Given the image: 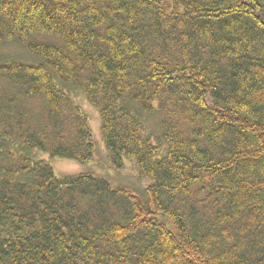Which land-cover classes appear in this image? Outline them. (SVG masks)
Wrapping results in <instances>:
<instances>
[{
  "label": "trees",
  "instance_id": "trees-1",
  "mask_svg": "<svg viewBox=\"0 0 264 264\" xmlns=\"http://www.w3.org/2000/svg\"><path fill=\"white\" fill-rule=\"evenodd\" d=\"M0 84V264H264V0H0Z\"/></svg>",
  "mask_w": 264,
  "mask_h": 264
},
{
  "label": "rangeland",
  "instance_id": "rangeland-1",
  "mask_svg": "<svg viewBox=\"0 0 264 264\" xmlns=\"http://www.w3.org/2000/svg\"><path fill=\"white\" fill-rule=\"evenodd\" d=\"M17 45L12 44L11 46H8L5 48V50L1 49V52L4 53L6 56H13L12 54H18V56H26L28 53L21 52L20 53V47H16ZM19 49V50H18ZM15 50H18V52H15ZM7 88V92H9V88L7 86L0 84V92ZM76 101L81 105L83 110L87 113L90 124L93 132L94 141L96 144V151L95 156L93 158V161L89 164H80L76 161L70 160V159H64V158H52L48 154H43L42 156L46 159H48L51 164L54 166L56 172L58 174H75V173H81L84 171H94L96 173H101L107 176L108 178H111L115 182H119V176L121 177H127L128 175L133 174V169L131 167H126L124 170L117 172L114 170L110 164L108 159V153L106 151V148L104 147V144L102 142V136H101V130H100V115L95 107L90 105V103L86 100L85 96L80 95L76 98ZM119 177V178H118ZM129 178V177H128Z\"/></svg>",
  "mask_w": 264,
  "mask_h": 264
}]
</instances>
